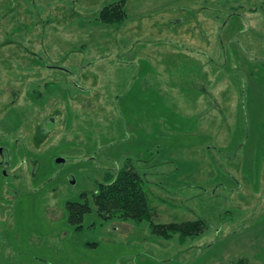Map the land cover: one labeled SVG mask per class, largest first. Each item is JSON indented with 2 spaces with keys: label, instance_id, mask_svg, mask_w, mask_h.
Instances as JSON below:
<instances>
[{
  "label": "rangeland",
  "instance_id": "rangeland-1",
  "mask_svg": "<svg viewBox=\"0 0 264 264\" xmlns=\"http://www.w3.org/2000/svg\"><path fill=\"white\" fill-rule=\"evenodd\" d=\"M111 2L0 0V264H264V0H126V19L108 26L97 15ZM188 48L210 59L190 71L207 87L190 90L194 119L173 103L176 85L144 86L131 61ZM91 52L103 61L87 70ZM41 122L48 133L35 138ZM161 146L183 162L179 174L142 163ZM125 164L153 182L145 184L153 220L203 215L211 226L183 242L158 238L147 223L103 218L91 198L77 229L66 201ZM223 166L244 182L237 199L227 198L236 184ZM191 181L210 200L202 187H182Z\"/></svg>",
  "mask_w": 264,
  "mask_h": 264
},
{
  "label": "trees",
  "instance_id": "trees-1",
  "mask_svg": "<svg viewBox=\"0 0 264 264\" xmlns=\"http://www.w3.org/2000/svg\"><path fill=\"white\" fill-rule=\"evenodd\" d=\"M125 2L126 0H114V2L104 5L97 15V20L112 26L122 23L128 16ZM98 186L92 193L81 192L79 200L66 201L68 221L77 229L81 230L85 226V215L94 209L91 206V198L95 209L103 218L112 216L115 219L134 220L139 225L147 223L150 232L158 238L171 239L175 234H178L180 235L179 240L183 242L185 238L199 234L206 227L211 226L202 217L194 220L162 223L153 220L156 211L149 202L147 188H145V176L131 165L119 166L115 171L107 170ZM92 244L97 245L98 243ZM242 259L241 264H246V258Z\"/></svg>",
  "mask_w": 264,
  "mask_h": 264
},
{
  "label": "crops",
  "instance_id": "crops-1",
  "mask_svg": "<svg viewBox=\"0 0 264 264\" xmlns=\"http://www.w3.org/2000/svg\"><path fill=\"white\" fill-rule=\"evenodd\" d=\"M104 24V23H103ZM106 25V24H105ZM110 26V25H108ZM103 30H106L105 28ZM192 42L195 40L193 36H191ZM209 40V39H208ZM203 42L205 41V38L202 39ZM210 43L208 42V48H210ZM120 52H126L127 49L125 47H123L122 49H119ZM92 57L90 58V60L87 61V63H84L83 65H85V69L87 68V70L89 69V67H92L93 64H97V63H102L103 58H98V60L94 59V54L91 52ZM155 55H157V58L154 61H149L147 56H151L154 57ZM196 55H199L200 58L195 62L196 60ZM202 56V57H201ZM209 56V54L206 53L205 50L202 49H197V48H188V49H184L183 51L180 52V50H173L171 49L170 51H166V52H161V51H157V49H150V50H146L144 51L139 58H132V56L130 58L131 61H135L133 62L138 70V73L141 72L143 70L144 72V77L141 80V84H144V86H147L149 88V86H153V82L156 83V87L159 90H164L165 92H169L172 93V88L171 85H176V92H173L172 95H175L176 97H178L177 99L174 98L173 99V103H175V105H181V102H183L186 107H184L182 113L184 116H186L187 118H192L194 119L196 117L194 112V108L192 106H190V95H192V92L194 89L197 88L195 80L193 77V75H190V71L194 70V63H198L200 66H205L207 65L206 63H210V59H206V57ZM210 58V57H209ZM95 60V61H94ZM111 65H113L112 63H110ZM168 72L171 74V77L174 80L170 79V74H168ZM154 78L156 79V81H154ZM192 79V81H191ZM194 81V82H193ZM206 88L205 86L203 87H198L197 90L200 93H204L206 94ZM191 90V91H190ZM172 104V103H171ZM173 108V114L174 113H178L176 111V108L174 107V105L172 104ZM192 109V111H188L189 109ZM186 111H188L186 113ZM206 113L205 111L203 112V114ZM158 119H162V118H158ZM173 131V130H171ZM206 132H209V128H207L205 130ZM174 132V131H173ZM179 142L176 144L175 148L178 149L179 147ZM173 145V144H172ZM191 144L187 145V149H189L188 147H190ZM166 147L161 146V150L163 151ZM174 148V146H172V149ZM167 150L165 152H162L160 155V157L158 158H152V159H146V162H142L143 164H145L147 167L155 166V170L160 173V174H164L161 172V170H163L164 168L166 169V171L168 173H170L171 175L174 174H179V170L180 167H182L181 165L183 164V162L179 161L177 158L174 157L173 154V150H172V156H170V151L171 149L168 147L166 148ZM158 152V150H157ZM242 158V157H241ZM240 167V166H239ZM223 168H226V172L227 174L230 176V178H232V180H234L236 186H233L234 189L232 191V193L227 196V198L229 199H237V197L234 196L235 193L239 194L238 191H240L241 189L244 188V182L243 180L240 178L241 176L239 175H232L231 174V169L228 167L223 166ZM241 168V167H240ZM113 169L112 171H115L117 168H111ZM262 172H261V177L262 179L264 178V175L262 176V174L264 173V163H262ZM237 172L239 170H236ZM145 176V184H148L151 187V184H153V182L150 181V179L148 178L147 173L143 174ZM240 179V180H239ZM242 180V181H241ZM173 181V180H172ZM164 184L167 185H171L170 181L167 179V181H162ZM193 182V183H192ZM197 181H191L190 183H187L185 185H183L182 187H189V186H197V187H202L204 188V195H203V199H209L210 197H206V196H210L209 195V188L206 187L205 185L203 186V184H197L195 183ZM198 183H201L200 181ZM220 184H225L224 182L220 183ZM165 187H162V189H164ZM191 189H193V187H190ZM208 189V190H207ZM226 189V187L224 188ZM153 190V189H152ZM169 191V190H168ZM156 192V191H154ZM260 190L257 189L254 192V195H251V199H252V203L257 202V200H253V197L256 196V198L258 199L259 197V193ZM153 193V191H152ZM169 194H171V191L168 192ZM194 197L195 195L191 194L188 195V197ZM178 198L180 197V194L177 196ZM161 198V197H160ZM190 199V198H189ZM195 199L192 198L191 200ZM183 200V199H182ZM185 200L181 201V203H184ZM202 217H205L203 215H199ZM237 230V229H235ZM220 231V228L216 229V232ZM234 231V230H233ZM231 232V231H230Z\"/></svg>",
  "mask_w": 264,
  "mask_h": 264
},
{
  "label": "flooded vegetation",
  "instance_id": "flooded-vegetation-1",
  "mask_svg": "<svg viewBox=\"0 0 264 264\" xmlns=\"http://www.w3.org/2000/svg\"><path fill=\"white\" fill-rule=\"evenodd\" d=\"M54 111H55V112H58L59 110L56 109V110H54ZM48 118H49V117H48ZM50 119H51L52 121L55 120L54 117H51V116H50ZM42 122H43V121H42ZM42 122H41L40 124L38 123V125H37L38 127H36V131H35L37 135H35V133H34V137H35V136H39V135H43V134H44L43 132L48 133V128H47V126H43V125H42ZM46 133H45V134H46ZM45 134H44L42 137H44ZM35 138H36V137H35ZM44 139H45V138H42L41 141L44 140ZM4 149H5V147L2 146V148H0V153H3V152H4ZM25 150H26V149H22V151H25ZM30 160H31V159H30ZM7 161H8V160H7ZM2 163H4V161H2V160L0 159V165H1ZM11 163H12V162L8 161V162H6V165H5V166L3 165V167L5 168L4 170H6V171H5V175H6V176L10 175V171H11V170H9V169H12V168H13L12 165H11ZM34 164H35V163H34ZM32 165H33V164H32ZM3 167H1V168H3ZM32 167H33V166H31L30 169H29V171H30V170L33 171V172H31V175H33L34 172H36V169H34V168H32Z\"/></svg>",
  "mask_w": 264,
  "mask_h": 264
},
{
  "label": "water",
  "instance_id": "water-1",
  "mask_svg": "<svg viewBox=\"0 0 264 264\" xmlns=\"http://www.w3.org/2000/svg\"><path fill=\"white\" fill-rule=\"evenodd\" d=\"M65 160H66V158L62 157V156L56 158V161H58V163L65 162Z\"/></svg>",
  "mask_w": 264,
  "mask_h": 264
}]
</instances>
